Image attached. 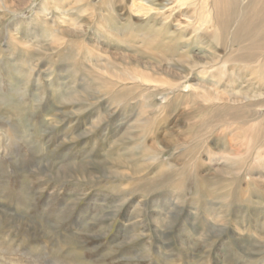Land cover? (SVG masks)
Returning <instances> with one entry per match:
<instances>
[{
    "label": "rangeland",
    "instance_id": "374dc122",
    "mask_svg": "<svg viewBox=\"0 0 264 264\" xmlns=\"http://www.w3.org/2000/svg\"><path fill=\"white\" fill-rule=\"evenodd\" d=\"M9 2L0 264H264V137L238 150L225 126L192 118L189 84L223 94L225 74L169 66L154 48L165 34L149 35L196 13L176 0L151 11L145 0ZM185 49L200 65L213 54L200 41Z\"/></svg>",
    "mask_w": 264,
    "mask_h": 264
},
{
    "label": "bare ground",
    "instance_id": "6f19581e",
    "mask_svg": "<svg viewBox=\"0 0 264 264\" xmlns=\"http://www.w3.org/2000/svg\"><path fill=\"white\" fill-rule=\"evenodd\" d=\"M9 1L11 0H0V7L6 6L10 3ZM145 1L148 5L144 10L147 11H151L155 6L162 9L174 2V0H164V4H159L155 2L156 0ZM175 4L189 7L196 13L197 19L186 23L178 22L168 27L159 23L153 25V30L148 29L153 40L160 32L163 31L165 34L160 46L154 47L165 56L162 60L169 66L172 64L171 61L174 63L180 61L185 71H192L196 67L205 71L212 68L218 73L225 74L228 80L227 85L223 87V94L206 87L201 82L189 84L190 91L185 99L190 100L191 107L187 112L193 115L192 118L198 115L202 123H210L208 121L212 117L211 123H216L214 127L225 126L233 134L235 143H238L237 148L243 146V141L246 139L245 143L249 147L255 146V149L260 150L261 146L256 142L261 135L264 137V110L257 111L263 107L260 103H264V0H176ZM189 27H191V35L186 38L185 32ZM190 37L192 41L189 42ZM197 41L213 49L209 62L201 65L196 63L185 49L189 44H196ZM145 44H148L147 41ZM218 48L225 53L223 57L217 53ZM229 59L231 62L238 63V65H232L230 70L225 68ZM203 74L207 79L213 76L212 71L209 73L203 71ZM226 86H230V89ZM168 87L176 89V84ZM262 88L263 91H261ZM180 100L177 96L167 105H176L180 103ZM161 108H158L160 113ZM235 143L228 141L221 146L227 145L229 149H232ZM142 145L144 146V143ZM192 148L185 151L184 158L195 150ZM143 149L148 160L154 162L160 159L158 153L151 151V146L147 145ZM240 149L241 147L238 150ZM162 157L161 160H163ZM183 173L185 172H179L178 175Z\"/></svg>",
    "mask_w": 264,
    "mask_h": 264
}]
</instances>
